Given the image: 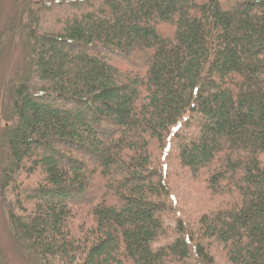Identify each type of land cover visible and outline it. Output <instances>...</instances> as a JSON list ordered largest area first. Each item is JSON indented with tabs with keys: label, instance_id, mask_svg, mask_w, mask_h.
<instances>
[{
	"label": "trees",
	"instance_id": "trees-1",
	"mask_svg": "<svg viewBox=\"0 0 264 264\" xmlns=\"http://www.w3.org/2000/svg\"><path fill=\"white\" fill-rule=\"evenodd\" d=\"M15 36L0 201L32 264H264V0H20Z\"/></svg>",
	"mask_w": 264,
	"mask_h": 264
},
{
	"label": "rangeland",
	"instance_id": "rangeland-1",
	"mask_svg": "<svg viewBox=\"0 0 264 264\" xmlns=\"http://www.w3.org/2000/svg\"><path fill=\"white\" fill-rule=\"evenodd\" d=\"M20 0H2L0 6V30L5 29L14 16L17 3ZM24 51L19 39L10 37L0 53V84L13 79L23 68ZM115 64V63H114ZM119 68H126L125 64L117 63ZM200 186L192 187L199 193ZM194 204L193 200L190 202ZM5 205L0 201V253L5 264H32L30 258L24 254L13 240L5 213Z\"/></svg>",
	"mask_w": 264,
	"mask_h": 264
}]
</instances>
